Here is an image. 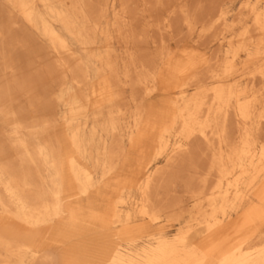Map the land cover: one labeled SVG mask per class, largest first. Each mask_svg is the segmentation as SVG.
Segmentation results:
<instances>
[{"label": "bare ground", "instance_id": "obj_1", "mask_svg": "<svg viewBox=\"0 0 264 264\" xmlns=\"http://www.w3.org/2000/svg\"><path fill=\"white\" fill-rule=\"evenodd\" d=\"M243 10L248 14L243 23L228 26L226 14L220 13L217 19L202 25L201 36L220 29L213 41L217 39L221 48H227L229 59L222 66L216 60L213 65L209 61L211 67L207 66L206 72L183 73L178 105L172 108L175 115L166 119L168 127L164 129L159 122L144 120L134 100L124 104L123 95L116 89L109 105L100 102L92 110L80 72L64 66L73 75L83 100L66 115L68 124L60 144L55 143L54 148L49 140L45 146L34 148L26 142V134L16 130L12 136L23 151L19 168L6 178L10 164L0 166V183L9 201L6 204L0 200V206L13 216L6 221L0 218V249L7 257L0 264H10V258L19 255L47 260L45 249L49 247L38 241L37 230L47 221L60 219L70 203L91 197L96 179L105 189L110 188L109 181L126 167L129 152L134 153V163L122 187L141 194L142 218L155 224L173 220L182 206L168 202L171 209L166 211L164 198L169 199L180 189L190 195L194 208L187 224L174 237L160 234L140 247L125 225L127 220L123 221L116 211L112 196H101L106 207L93 215L88 230L97 225L105 232L110 226H120L117 236L127 242V247L120 243L96 247L93 255L97 264H264V6L260 10L259 6L245 5ZM81 20L61 17V23L93 55L94 28L88 23L87 32L79 29L76 24ZM164 22L169 27L170 21ZM187 25L195 30L192 22L187 21ZM45 34L56 54L76 58L56 31L46 29ZM112 44V40L108 42L107 59L102 61L105 75L116 67ZM131 54L127 69L134 67L136 73L129 84L150 98L158 91L156 80ZM151 63L156 64L157 58L153 57ZM172 138L178 143L165 164L155 168ZM50 149L56 154L53 161ZM43 179V186L39 185ZM27 188L32 196L26 194ZM182 215L183 211L175 223H180ZM14 222L24 230H18L17 225L14 228ZM70 234L69 239L82 235L76 229ZM70 245L64 248L67 252L81 251ZM64 264L84 262L80 256L68 258Z\"/></svg>", "mask_w": 264, "mask_h": 264}, {"label": "rangeland", "instance_id": "obj_2", "mask_svg": "<svg viewBox=\"0 0 264 264\" xmlns=\"http://www.w3.org/2000/svg\"><path fill=\"white\" fill-rule=\"evenodd\" d=\"M245 5L250 8L259 6L262 10L264 0H0V166L3 163L10 164L6 178L18 170L23 154L12 136L14 131L24 132L26 142L34 148L45 146L49 140L57 148L55 145L60 144L62 133L68 124L66 115L83 100L73 81V75L64 66L80 72L86 94L91 98L92 110L100 102L109 105L113 90L116 89L123 95L124 104L134 100V105L144 120L159 122L161 129L167 128L165 121L175 115L172 108L178 105V89L183 73L187 70L203 72L207 66L211 67V63L215 64V60L222 66L229 59L226 56L227 48H221L217 39L213 41L220 29L216 28L201 36L199 31L202 25L217 19L220 13L226 14L228 26L243 23L248 17L247 11L243 10ZM64 15L70 18L80 17L82 20L76 25L84 32L88 31V23L92 25L95 32V54L87 53L80 40L61 23ZM165 20L170 21L169 27ZM187 21L196 25L195 30L187 25ZM46 29H52L61 35L76 58L64 53L56 54L45 34ZM111 40L116 67L114 72L105 75L102 73V61L107 59L106 46ZM130 54L137 57L140 66L148 69L155 78L158 91L154 96L149 98L130 86L136 73L134 67L127 69ZM161 55L164 57L161 58ZM153 57L157 58L156 64L151 63ZM143 108L148 113L145 114ZM177 143L175 138L170 140L167 152L155 168L165 164ZM55 157V151L50 149V161ZM133 163L134 153L129 152L126 167L120 175L109 181L110 188L105 189L96 179L97 184L91 197H81L70 203L60 219L47 221L37 230V234L40 233L38 241L49 247L45 249V254L49 255L47 260H33L31 256L19 255L11 257L10 264H64L66 259H78L80 256L84 264H97L93 255L96 247H111L115 243L127 247V242L117 236L120 226H110L105 232L97 225L92 231L88 230L93 215L106 207L105 201L100 198L104 195L112 196L111 199L117 205L116 211L123 217V221L127 220L125 225L129 227L134 239L138 240V246H144L143 244L160 234L174 237L190 219V212L194 208L190 195L180 189L172 192L169 199L164 198L166 211L171 209L168 202H176L182 208L175 211L173 220L163 219L152 224L139 215L142 199L139 191H126L122 187ZM43 180L38 181L39 185L43 186L46 179ZM26 191L27 195L32 196L29 188ZM42 192L46 196L45 189ZM0 200L9 204L1 183ZM181 210L184 214L180 218L181 224L175 223ZM9 216L13 217L0 206V218L6 221ZM13 225L14 228L17 225L16 228L22 231L21 224L14 222ZM73 229L79 230L83 236L67 238ZM68 244L81 251L67 252L65 249ZM0 252V260L3 261L7 258L6 253L2 249Z\"/></svg>", "mask_w": 264, "mask_h": 264}]
</instances>
